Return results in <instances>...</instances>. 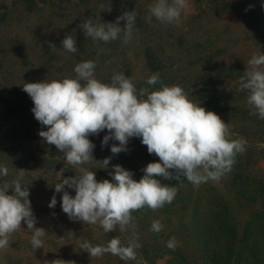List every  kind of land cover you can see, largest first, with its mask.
<instances>
[{"label":"rangeland","instance_id":"obj_1","mask_svg":"<svg viewBox=\"0 0 264 264\" xmlns=\"http://www.w3.org/2000/svg\"><path fill=\"white\" fill-rule=\"evenodd\" d=\"M95 1L36 0L34 8L29 10L24 0H0V93L12 95L21 102V96L13 94L10 88L18 85L26 75L36 82L71 78L76 75L73 69L78 62L91 59L98 64L99 53L93 50L104 48L105 44L94 43L79 27L84 19H98L93 8ZM151 3L152 0H133L130 5L133 9L144 10ZM67 34L75 36L78 52L69 53L61 48V40ZM177 35L185 41H178ZM143 38L149 42L160 39L163 58L171 57L175 63V85L182 86L190 100L205 103L208 91L223 96L228 112L219 116L228 123L233 139L243 137L247 140L245 152L237 154L231 171L219 180L210 179L198 186L186 178L182 182L173 181L183 202L175 197L161 208L153 210L145 206L134 211L135 232L141 247L136 249L137 259L128 261L111 253L90 257L80 248L84 240L106 246L115 236L127 245L131 229L121 232L117 226L116 230L105 233L98 223L73 220L62 211V192L55 191V184L68 177L64 167L71 165L64 160L63 154L52 156L57 160L50 168L27 165L21 159H16V163H2L8 175L0 177V184L11 185L24 170V183L29 187L31 208L36 217L34 226L44 228L46 234L42 237L43 247L33 250L30 245L32 230L22 221L21 227L9 237L10 246L0 251V264H264V147L259 146L264 143V119L254 114L253 106L247 102L248 91L240 89V77L248 67V60L254 54L264 53V0H188L179 24L160 23L153 17L147 30L141 31L140 39ZM50 43L56 49H51ZM121 48H126L136 78L153 74L146 67L138 41L123 42L119 50ZM89 53H94L95 57L87 58ZM116 62L115 55L108 60L107 67L116 69L111 65ZM95 75L100 79L97 70ZM200 94L202 99H197ZM25 100L26 106L17 108L13 104V112H7L5 117L12 118L11 122L15 121L18 126L34 127L31 133H36L38 126L44 125L34 118L32 99ZM7 104L0 100V111H7ZM201 106L206 109L205 104ZM108 131L105 129L94 135L103 138ZM20 144L38 150L33 137L21 140ZM100 146L95 145L94 159L90 162L73 165L72 176L79 174L81 168H87L95 172L98 181L111 180L109 172L113 165L130 170L132 163L137 166L141 161L159 160L154 153H148L139 137L128 142L127 151L118 154H113L110 147L106 153L101 152ZM106 157L111 159L107 168H103L101 162ZM58 161L63 164L58 165ZM236 173L241 175L237 183L234 182ZM65 190L75 195V190L67 185ZM53 195L57 203L49 207ZM142 211L152 213L148 218L140 217ZM154 220L162 223L161 231L151 230ZM225 220L229 221L228 225ZM173 237L177 243L175 249H180L181 254L173 249L160 256L159 249ZM144 249H148L151 259L144 258Z\"/></svg>","mask_w":264,"mask_h":264},{"label":"clouds","instance_id":"obj_2","mask_svg":"<svg viewBox=\"0 0 264 264\" xmlns=\"http://www.w3.org/2000/svg\"><path fill=\"white\" fill-rule=\"evenodd\" d=\"M187 7L188 0H152L146 20L151 22L154 17L160 23L179 24ZM137 15L136 10L125 11L116 22L89 17L79 27L94 43L117 39L128 43L133 38ZM120 20L126 21L123 28ZM61 45L69 53L78 52L76 38L71 34L65 35ZM49 46L56 49L54 44ZM95 70L96 61L89 59L74 66L75 77L25 82L22 86L33 101L34 118L47 126V130L41 129L38 134L55 145L68 164L83 165L94 159L95 145L88 137L105 129L109 131L102 144L109 139L119 142L110 146L113 154L127 151L129 138L139 137L148 153L159 157L142 169L144 175L138 181L133 179L131 170L116 164L109 172L111 180L98 181L94 171L81 168L79 174L64 177L55 184V191L62 192L61 209L70 219L98 223L105 233L117 226L121 232L131 229L127 245L115 236L106 246L84 240L80 242L82 250L90 257L111 253L124 261L136 260V249L141 244L132 213L145 206L153 210L161 208L171 203L177 193L175 185L163 184L157 177L180 181L182 176L197 186L210 179L219 180L231 171L236 155L245 152L247 140L233 139L228 123L218 114L190 100L182 86L164 84L158 73L146 80L149 86L160 83L159 88L150 90L138 89L133 78L122 72L114 73L110 83L102 82ZM240 89L248 91L247 102L253 106L254 114L264 119V53L254 54L248 60V67L240 77ZM259 146L264 147V143ZM110 159L104 158L103 168H107ZM7 175V167L0 164V177ZM66 185L75 190L74 196L65 190ZM29 195L24 170L11 185L0 184V251L10 246L9 237L21 227L22 221L32 230L31 248L43 247L46 230L34 226L36 217ZM56 203L53 195L49 207ZM162 228L159 220L151 224L154 232ZM166 246L175 249V238H170Z\"/></svg>","mask_w":264,"mask_h":264},{"label":"trees","instance_id":"obj_3","mask_svg":"<svg viewBox=\"0 0 264 264\" xmlns=\"http://www.w3.org/2000/svg\"><path fill=\"white\" fill-rule=\"evenodd\" d=\"M24 1L26 2V7L29 10L33 9L34 5L36 4V0H24ZM88 1H91V0H88ZM131 1L133 0H96L94 2V7H93L96 11L95 18L101 17V19L105 22H116V18L118 16H121L125 11H132V10L138 11V15L136 18L135 27L133 31V38L128 43L130 44L132 41L134 42L138 41L142 47V54L145 59L147 69L153 74L158 73L160 80L164 84L175 85V82H176L175 76H177L175 75L176 74V69L174 68L175 63L171 57L168 58V60H165L162 54L160 53V49H159V47L161 46V42L159 40L163 37V35L160 36V39L159 38L151 39L150 42L149 40H145V38H143L144 40L140 39L141 31H143L144 29L147 30V27L151 24V22H148L145 18L147 16L145 15V13H148V8L146 7L144 10L139 9V8L133 9L130 5ZM125 23L126 21L124 20L119 21V24L122 28L124 27ZM152 34L154 36L155 32L152 31ZM122 36H123V33H121V37ZM177 36H178V39H177L178 41H182V42L185 41V39L182 38V36L180 35H177ZM100 43L105 44V47L104 48L97 47L93 50L94 53L96 52L99 53L97 58L100 59L101 61V62L99 61L98 63L99 65L96 64V70L100 75L99 80L105 83H110L111 77L114 73L122 72V73H125L127 76H130L133 78V82L138 89L141 87H149L150 90H154L160 87V83H157L156 85H153V86L147 85L146 80L149 76L142 78V79H138L134 76L132 65L129 62L128 57H127L126 48H121L119 50L121 43H123L122 39L113 40L107 43L100 41ZM94 53H89L87 55V58L89 57L91 58L92 57L91 55L95 57ZM115 55H116L118 62L111 64L113 67L114 66L116 67V69L111 70V66L107 67L108 60H111L112 57ZM23 65L24 64H22V66ZM102 68L104 70L100 72ZM171 76H174V77L172 78ZM31 77H28V75H26L25 78H23L24 81L21 80L19 81L18 85L14 86L13 88H10L13 94L21 96L22 98L21 100L23 102L22 101L20 102L19 99H18L19 101L16 100V98L12 95L3 96L0 93L1 103L2 104L8 103L7 109H6L7 111H0V122L2 124L0 127V164L12 162V161L16 163V159L18 160L21 159L27 165H31V166L45 165L46 167L50 168L53 162L57 160L53 158L52 156H56V155L63 154V153L58 151L55 145L48 144L44 140V138H42L38 134L41 129L47 130V126L45 125L40 126V127L38 126L37 132L31 133L34 127L32 126L24 127L23 125L18 126L15 121L11 122L12 118L10 119L8 117H5V114L7 112L8 113L13 112L15 108L13 104H15L17 108H23L24 106H26L25 99H31L29 98L30 96L25 93V91L23 90V86H22L25 82H32V80L33 82H36V80L34 81L33 77L32 78ZM206 95L208 96V100L205 103L200 104V105L205 104L206 110L213 111L218 115H220L221 113L228 112V105L223 104L224 99L220 93L217 92L214 95L210 91H208ZM197 99H202V95L201 94L198 95ZM9 122H11L10 125H9ZM27 137H33L37 141V145H38L37 151H35L33 147L32 148L25 147L20 144V141ZM88 138L92 141L94 145H97V144L99 146L101 145L100 151L101 152L103 151L104 153L108 151V147L114 144V142H111L110 139L107 142V144H102L103 138H98L94 134H90ZM134 139L135 137H131L129 138L128 142H132L134 141ZM113 140L114 139H112V141ZM236 158H238V155H236ZM124 160L127 161V158H124ZM155 161H158V160H155ZM58 162H59L58 165L63 164V161H58ZM145 162L146 161H141L139 165L137 166H135L134 163H132L129 166V169L133 173H135L134 179L137 181L144 175L142 169L148 164ZM150 162H154V161H150ZM94 169L96 171H100V169H97V167H94ZM64 171L66 172V175L68 177L72 176L75 172V167L73 165H66L64 167ZM170 171H174V170H170ZM234 176H235L234 177L235 183L241 180L240 173H236L234 174ZM157 178L160 179L163 184H168V185H170V183L172 185L173 181L174 182L179 181L175 178L173 179H165L163 177H157ZM182 179L183 177L181 176L180 178L181 182H182ZM169 181L171 182L168 183ZM175 197L177 198V200L183 202L180 192H177ZM150 213H152V211H147V212L142 211V214L140 215V217L148 218L150 217ZM226 222L228 225L229 221H226ZM159 250H160L158 251L159 255L165 256L171 253L170 250H173V249H168L165 246L164 248L159 249ZM174 251L176 253L181 254L180 249L178 250L175 249ZM143 256L144 258L151 259V255L148 249H144Z\"/></svg>","mask_w":264,"mask_h":264}]
</instances>
